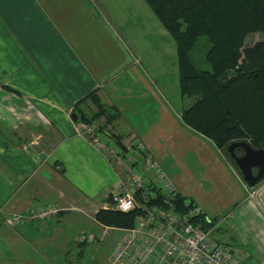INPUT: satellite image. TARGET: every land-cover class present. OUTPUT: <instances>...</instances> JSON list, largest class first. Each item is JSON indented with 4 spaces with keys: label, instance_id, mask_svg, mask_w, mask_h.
<instances>
[{
    "label": "crops",
    "instance_id": "obj_1",
    "mask_svg": "<svg viewBox=\"0 0 264 264\" xmlns=\"http://www.w3.org/2000/svg\"><path fill=\"white\" fill-rule=\"evenodd\" d=\"M101 7L104 12L105 0H0V264H39L33 260L37 254H64L59 231H41L46 221L59 220L67 212L93 221L103 192L124 180L75 134L72 111L84 100L77 108L89 114V94L118 111L106 132L121 137V143L134 138L149 150L148 142L169 136L163 126L174 123L170 107L155 87L162 77L152 80L145 74L141 60L127 46V35L113 29L109 15L99 14ZM182 129L186 137L180 139L177 131L173 135L192 148L194 167L215 192H228V181L239 189L241 210L235 206L233 221L227 224L239 226L245 212L258 215L259 202L264 206V182L251 188L253 202H248L243 182L210 142ZM201 190L193 194L203 211L190 200L208 219L206 213L213 214ZM44 206L58 211L15 227L5 222L13 214ZM249 220L258 223V218Z\"/></svg>",
    "mask_w": 264,
    "mask_h": 264
},
{
    "label": "trees",
    "instance_id": "obj_2",
    "mask_svg": "<svg viewBox=\"0 0 264 264\" xmlns=\"http://www.w3.org/2000/svg\"><path fill=\"white\" fill-rule=\"evenodd\" d=\"M143 2L174 43L178 94L190 100L179 113L181 125L210 142L233 168L225 151L231 142L243 141L252 149H264V0ZM254 33L260 34V40L243 47L245 37ZM198 37L208 44L204 62L209 71L198 69L189 55ZM88 98L92 111L79 110L77 105L84 100L80 101L72 111L75 121L95 124L98 132L110 131L107 127L119 117L118 111L102 105L93 93ZM110 136L123 151L121 137ZM135 197L139 199L137 194ZM136 214L100 208L93 221L106 229H126L132 227ZM199 217L204 215L199 212ZM208 221L203 229L219 230L217 217Z\"/></svg>",
    "mask_w": 264,
    "mask_h": 264
},
{
    "label": "rangeland",
    "instance_id": "obj_3",
    "mask_svg": "<svg viewBox=\"0 0 264 264\" xmlns=\"http://www.w3.org/2000/svg\"><path fill=\"white\" fill-rule=\"evenodd\" d=\"M105 5L106 9L103 8L104 12L101 7L99 14L105 16L104 13H106L112 18L115 23V26H113L114 30L118 27L121 31H124L122 35H127V46L141 60L145 74L151 77L152 80H154L153 76L155 75L162 77L160 81L158 80L155 87H157L158 93L161 94L164 102L170 107L168 110L174 123L163 126V131H166L169 135L167 136L168 138L148 142V151L158 161L166 176L176 186V190L185 198H192L199 210L204 209V206L198 202L197 197L193 193L194 189L202 188L201 194L204 196V205L209 210V213L213 214L209 216L206 213V217H217L219 225V230L213 231L211 234L210 239L213 242L227 244L246 251L252 254L254 264H264V206H262V203L259 202L260 212L258 215L245 212V217L242 218L240 216L239 218L241 223H239V226L235 228L229 226L227 222L231 219V214H234L235 209L230 212L226 211V209H229L230 205H236V208L239 211L241 210L239 207V202L241 201L239 200V189L233 187L228 181L225 190L228 192L221 195L217 194L210 182L203 178L202 172L194 167V152L192 148L184 146L180 140L186 136L183 133V127L180 125L178 117L180 111L189 104L190 100L181 99L178 94L176 59L172 39L161 28L143 0H105ZM98 16L100 17V15ZM260 38L258 33L246 36L243 41V47L251 46L259 41ZM207 48L206 40L203 37H198L189 52L194 65L202 71H209L208 64L204 62ZM135 63L138 64V61L136 60ZM175 131L178 132L180 139H178L177 135H173ZM155 142L159 143V146L155 145ZM216 151L228 170L233 172L240 180L237 171L229 165L218 150ZM118 166L115 165L113 168L124 174L121 166ZM189 176L190 180H188ZM260 182H264V179ZM243 186L247 191V201L252 203L251 188ZM249 217L258 218V223H252ZM231 221L233 220L231 219ZM46 223L47 227L41 229V231L50 233L58 230L65 242V253L55 254L52 251L48 258L37 254V257L33 258V260L39 264H107L113 248L123 235L118 229L102 228L79 213L67 212L63 218L59 220L49 219ZM257 230H261L262 233L258 234L259 231ZM80 234L92 235L95 239L93 242L85 243L84 246L79 247L75 240ZM256 234L258 236H255Z\"/></svg>",
    "mask_w": 264,
    "mask_h": 264
},
{
    "label": "built area",
    "instance_id": "obj_4",
    "mask_svg": "<svg viewBox=\"0 0 264 264\" xmlns=\"http://www.w3.org/2000/svg\"><path fill=\"white\" fill-rule=\"evenodd\" d=\"M75 124L76 136L102 155L110 166L120 165L124 173V180H118L101 195L102 208L120 213L137 212L132 227L118 229L123 235L107 264H254L252 254L210 239L213 228L203 229L208 219L197 218L196 206L176 190L141 142L127 139L120 144L122 151L110 134L98 132L95 124ZM57 211L44 206L25 215L13 214L5 222L15 227ZM94 239L92 235L82 234L75 241L79 244Z\"/></svg>",
    "mask_w": 264,
    "mask_h": 264
},
{
    "label": "water",
    "instance_id": "obj_5",
    "mask_svg": "<svg viewBox=\"0 0 264 264\" xmlns=\"http://www.w3.org/2000/svg\"><path fill=\"white\" fill-rule=\"evenodd\" d=\"M72 120L75 121L74 115ZM225 151L246 187L252 188L264 178V149H252L246 142L237 141L231 142Z\"/></svg>",
    "mask_w": 264,
    "mask_h": 264
},
{
    "label": "flooded vegetation",
    "instance_id": "obj_6",
    "mask_svg": "<svg viewBox=\"0 0 264 264\" xmlns=\"http://www.w3.org/2000/svg\"><path fill=\"white\" fill-rule=\"evenodd\" d=\"M255 172V170L253 171V173Z\"/></svg>",
    "mask_w": 264,
    "mask_h": 264
}]
</instances>
